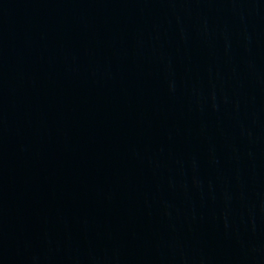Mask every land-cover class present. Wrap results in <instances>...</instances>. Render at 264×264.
I'll return each mask as SVG.
<instances>
[{
    "label": "water",
    "instance_id": "water-1",
    "mask_svg": "<svg viewBox=\"0 0 264 264\" xmlns=\"http://www.w3.org/2000/svg\"><path fill=\"white\" fill-rule=\"evenodd\" d=\"M0 264H264V0H0Z\"/></svg>",
    "mask_w": 264,
    "mask_h": 264
}]
</instances>
